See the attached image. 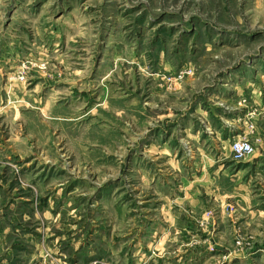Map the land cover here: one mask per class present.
<instances>
[{
  "label": "rangeland",
  "instance_id": "374dc122",
  "mask_svg": "<svg viewBox=\"0 0 264 264\" xmlns=\"http://www.w3.org/2000/svg\"><path fill=\"white\" fill-rule=\"evenodd\" d=\"M0 74L14 264L74 234L124 264L131 233L143 264H264V0H0Z\"/></svg>",
  "mask_w": 264,
  "mask_h": 264
},
{
  "label": "crops",
  "instance_id": "0c3cea01",
  "mask_svg": "<svg viewBox=\"0 0 264 264\" xmlns=\"http://www.w3.org/2000/svg\"><path fill=\"white\" fill-rule=\"evenodd\" d=\"M3 77L4 76L0 74V79H2ZM228 142H229L228 140L223 139V143H228ZM202 157H203L202 160L207 159L206 155H202ZM230 157L231 155L226 156L227 159H230ZM0 189H1L0 192H3L5 196H8L9 194L11 197L12 192L11 191H10L11 193L7 192L5 186H0ZM7 223L10 226H12L13 222L11 218L7 220L5 216H3V212L0 207V226L5 225V224L7 225ZM46 231H49V230L46 229ZM46 231H44V228L41 230L39 229L36 230V232L38 233L36 237H34V232H31V233L27 232V234L25 235L26 241L28 240V243L32 245V250L26 251V256L32 258L31 262L34 261L35 257L44 259V249L43 247H41L42 244L40 245L39 242L40 241L44 242V240H47L48 242L50 241L51 238H53V236H50ZM185 231L188 232L187 229ZM7 236H9L7 229H5L3 233H1V227H0V258H1L0 264H14L15 258L17 254H19V252H17V248L9 249L10 247L8 248V245L6 244L5 245L7 249L3 250L2 238L6 240L9 238ZM60 236L61 234H58V239H57L58 243H59V239H61ZM137 237H142L141 239L143 240V238H145V234L131 233L127 235V243L129 242L128 244H129L130 249H126V255H125L126 260L124 264H143L144 263V260L141 259V256H145V255H142L144 251L146 252L145 254H148V251L146 249L145 250L142 249L143 244L140 243V240H137L138 242L136 243V239H138ZM71 238H69L70 241H68V238L64 236L61 239L62 243L60 242L61 248H59V250L56 249V251L52 250L51 252V249L48 248L47 252H51L54 256L58 257L59 259L58 264L61 263V260L65 262L64 264H82V263L91 264L94 261L96 262V259L98 258L99 254L95 252V250H92L91 248L92 246L91 242L93 241L92 237L90 240L87 241L88 243H85V244L82 243L81 238H78V241H76V234L72 235ZM130 242L134 244H130ZM2 250L8 254L7 257H5L7 258V260L6 259L2 260V255H1ZM181 253L183 254H175L174 256L169 254V255H165V257L173 256L169 264H208V260L210 257V252L206 249L197 250L196 252L191 249H186L184 250V252H181ZM159 259H161V257H159ZM158 262L159 264H163V262L161 261H158ZM39 264H42V263H39ZM43 264H45V262Z\"/></svg>",
  "mask_w": 264,
  "mask_h": 264
},
{
  "label": "built area",
  "instance_id": "2783aa9c",
  "mask_svg": "<svg viewBox=\"0 0 264 264\" xmlns=\"http://www.w3.org/2000/svg\"><path fill=\"white\" fill-rule=\"evenodd\" d=\"M255 148L249 140L236 141L232 145V156L235 162L243 163L253 156Z\"/></svg>",
  "mask_w": 264,
  "mask_h": 264
}]
</instances>
